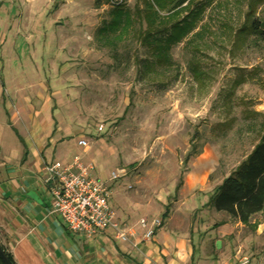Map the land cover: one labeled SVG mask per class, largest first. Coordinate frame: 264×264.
<instances>
[{
  "label": "rangeland",
  "instance_id": "1",
  "mask_svg": "<svg viewBox=\"0 0 264 264\" xmlns=\"http://www.w3.org/2000/svg\"><path fill=\"white\" fill-rule=\"evenodd\" d=\"M199 1L206 2L204 15L194 32L172 46L174 63L140 74L139 58L151 56L134 31H123L117 44L97 35L114 6L109 2L97 8L95 0H0V44L18 50L13 63L19 69L34 65L48 79L64 80L59 118L99 150L104 165L129 169L111 186L116 208L129 204L136 221L160 213L140 203L190 194L192 186L181 184L190 163L201 157L216 161L211 184L222 182L253 149L264 122V41L247 31L237 35L250 9L264 20V0ZM121 5L135 11L145 1ZM196 57L209 74L202 81L190 70ZM71 139L60 159L80 151ZM167 156L180 162L181 173L171 182L158 173ZM256 226L245 227L235 264L246 257V264H264V226Z\"/></svg>",
  "mask_w": 264,
  "mask_h": 264
},
{
  "label": "crops",
  "instance_id": "2",
  "mask_svg": "<svg viewBox=\"0 0 264 264\" xmlns=\"http://www.w3.org/2000/svg\"><path fill=\"white\" fill-rule=\"evenodd\" d=\"M17 52L0 44V242L15 264L236 263L234 250L242 241L246 243L245 227L264 226V219L243 224L214 209L208 198L221 181L211 184L209 176L216 161L201 156L185 171L181 185L192 186L185 198L180 192L166 196L165 202L156 199L140 203L141 209L160 211L156 218L163 219L152 240H144V231L139 220L132 217L134 211L129 204L116 208V217L135 232L129 241L115 237L110 229L93 236L71 230L52 211L45 164L55 160L68 163L79 155L94 165L93 175L107 180L120 166L104 165L98 159L99 150L92 151L89 141L81 134L77 137L78 133L59 118L62 106L58 97L64 95V80L57 75L50 80L46 70L41 74L34 65L19 69L14 66L19 59ZM34 57L31 55V60ZM84 138L87 145L82 146L79 141ZM69 139L77 140L75 146L80 151L69 159H60L58 156L68 150ZM167 158L159 164L158 173L163 181L171 182L181 173L180 162ZM188 198L192 201L189 204Z\"/></svg>",
  "mask_w": 264,
  "mask_h": 264
},
{
  "label": "trees",
  "instance_id": "3",
  "mask_svg": "<svg viewBox=\"0 0 264 264\" xmlns=\"http://www.w3.org/2000/svg\"><path fill=\"white\" fill-rule=\"evenodd\" d=\"M109 0H95L96 7H101ZM145 6L139 5L135 11L123 5H115L109 10V17L97 27V35L102 41L121 38L122 32L134 31L137 40L146 45L150 57L139 58V73L152 71L155 65L167 68L174 63L171 48L183 38L195 31L198 21L204 15L206 2L199 0H144ZM164 11V13H162ZM184 13L183 15L181 13ZM254 10L247 13V20L238 28L237 35L247 31L264 41V20L254 16ZM135 23L137 25L135 26ZM146 27H143V24ZM113 33L109 35V33ZM153 57V58H152ZM199 58L190 62V70L195 80H203L208 72L200 66ZM163 71V70H162ZM161 71V72H162ZM259 136L253 149L223 181L215 187L209 198V204L217 211L225 212L243 224L264 210V122L260 125ZM167 214L164 213V215ZM11 262L12 254L1 244ZM0 264H4L0 257Z\"/></svg>",
  "mask_w": 264,
  "mask_h": 264
},
{
  "label": "built area",
  "instance_id": "4",
  "mask_svg": "<svg viewBox=\"0 0 264 264\" xmlns=\"http://www.w3.org/2000/svg\"><path fill=\"white\" fill-rule=\"evenodd\" d=\"M111 5H121L124 0H109ZM79 144L87 145L84 138ZM94 165L82 160L79 155L70 162L59 160L44 166L47 182L52 194V211L58 213L71 230L93 236L96 232L110 229L120 240L129 241L135 235L132 226H127L116 217L117 202L113 199L114 189L109 182L128 176L123 167L110 172L109 179L93 175ZM144 231V240H152L163 225L161 217L144 216L139 221ZM249 262L246 257L242 264Z\"/></svg>",
  "mask_w": 264,
  "mask_h": 264
},
{
  "label": "water",
  "instance_id": "5",
  "mask_svg": "<svg viewBox=\"0 0 264 264\" xmlns=\"http://www.w3.org/2000/svg\"><path fill=\"white\" fill-rule=\"evenodd\" d=\"M0 257L3 259L4 264H13L8 257L6 250L0 245Z\"/></svg>",
  "mask_w": 264,
  "mask_h": 264
}]
</instances>
